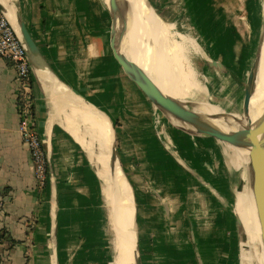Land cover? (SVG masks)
Masks as SVG:
<instances>
[{"label":"crops","instance_id":"obj_1","mask_svg":"<svg viewBox=\"0 0 264 264\" xmlns=\"http://www.w3.org/2000/svg\"><path fill=\"white\" fill-rule=\"evenodd\" d=\"M14 1L57 75L98 109L82 97L58 89H52V99L48 98L30 63L38 129L52 159L46 185L39 188L29 150L18 130L15 68L0 57V234L8 236L10 245L2 264H115V234L100 177L102 164L98 151L94 153V145L87 146L81 141L80 132L75 135L70 130L84 126L78 118L74 119L71 101L80 102L87 110L92 107L114 125L135 217L137 213L142 264H230L227 257L233 241L228 239L227 232L220 233L217 226L223 224V210L228 212L231 202L220 191L225 202H221L224 207L215 219L207 215L206 220L200 221L192 210L196 202L192 198L199 186L218 184L223 176L189 168L166 149L150 114L132 99L131 89L123 83L112 55V17L106 1ZM257 28H252L251 40L259 31ZM204 37L211 52L217 46L211 37ZM129 48L132 59L157 79L172 98L184 102L194 98L182 87L186 83L171 72L168 59L146 48L144 58H140L134 46ZM213 58L229 69L227 73L211 69L215 72L211 79L216 80L218 88L219 81L233 74V65L237 69L240 65L232 58L230 62ZM136 91L148 99L158 93L146 81L137 85ZM181 142L226 162L223 156L227 154L220 149ZM109 147L107 140L110 165ZM223 168L219 171L224 175L229 167L223 164ZM232 171L234 177L228 169L234 193L233 168ZM131 217L132 214L128 244ZM238 249L241 252V241Z\"/></svg>","mask_w":264,"mask_h":264},{"label":"rangeland","instance_id":"obj_2","mask_svg":"<svg viewBox=\"0 0 264 264\" xmlns=\"http://www.w3.org/2000/svg\"><path fill=\"white\" fill-rule=\"evenodd\" d=\"M149 2L156 13L170 25V42L176 53L182 58L184 68L192 71L193 82L186 77H183L182 80L195 90L198 95L196 99H199L203 104L208 101L220 106L225 111L243 115L244 82L247 81L248 73L258 52L261 36L260 39L258 37L263 28L264 20V0H149ZM255 26L258 27L259 31L256 33L259 32V34L255 33L251 40L250 32ZM204 35L211 37V41L217 46L211 51L214 56L210 52L211 49L207 48V40ZM251 45L252 47H250ZM213 57L226 59L229 62L232 58V60H237L238 65H240L239 69H237L238 66L233 65V74L227 76L224 81L218 80L220 82L218 88L214 83L216 80L211 79L215 72L213 73L206 63L208 59ZM167 64H169L171 72L177 75L178 64L172 60H168ZM218 81L217 83H219ZM207 108L218 111L215 107L207 106ZM83 127H86V124ZM158 134L165 148L173 150L172 153L189 168L202 169L205 170V173L215 176L221 173L223 176V180H219L220 183L218 184L210 186L205 183V185L199 186L200 188L192 198L196 201L194 203L195 208L192 210L196 212L200 221L206 220L207 215L208 218L211 217L210 215H213L214 219L217 218L216 214L224 207L221 202H225L219 196L220 191H222L231 203L228 204L230 208L227 209L228 212L223 210L226 213L223 217L225 220L223 219V224L217 226L218 231L223 232L224 235L227 232L228 239L233 241L231 250L228 252V263L242 264L238 245L245 237L233 212L235 197L230 187V174L228 173L229 169L232 177H234L232 166L228 164L231 154L223 156L226 162L220 161L219 156L200 152L185 145L184 142L177 139L169 140L160 133ZM93 147L94 153H96L98 147L96 144ZM95 164L99 169V164L96 162ZM223 164L229 167L226 170V175L219 171V169L225 170ZM215 224V221H212L211 225L215 226ZM247 248L249 251L252 249L249 244Z\"/></svg>","mask_w":264,"mask_h":264},{"label":"bare ground","instance_id":"obj_3","mask_svg":"<svg viewBox=\"0 0 264 264\" xmlns=\"http://www.w3.org/2000/svg\"><path fill=\"white\" fill-rule=\"evenodd\" d=\"M2 1L5 4L7 3L5 0ZM126 1L129 4V30L124 41L125 43L123 42V51L132 59L129 46H134L138 51V56H140V58H144V48H146L147 50L154 52L159 56L165 57L168 60H172L175 64H178L177 76L181 79L186 77L193 82L191 69L187 70L184 68L182 58L176 53L170 42V25L156 13L155 9L151 7L146 0ZM10 18L14 23H16V20L13 17L10 16ZM127 44L129 45L128 47H126ZM135 64L137 65V68L141 72L143 78L146 79V82H148L152 88H155L156 92H158L157 94H154L153 97L157 99L184 102L182 100L172 98L162 89L157 79L153 78L141 65L136 62ZM252 65L255 66V68L249 89L250 118L253 123L259 125L261 116L264 112V20L258 52ZM193 84L196 85L195 83ZM182 87H185L189 90L191 95L194 96V98H186L185 102L198 103L199 110L202 113L220 114L223 112L218 106L213 105L208 101H205L203 104V102L199 101V99H196L198 95L195 90L191 88V86L184 84ZM79 103L76 101L69 102L73 110L72 113L74 119L76 120V118H78L81 123L83 121V123L86 124V127H83L82 131L71 127L70 130L75 135H79L77 132H81V141L86 142L87 146L92 147L95 143L97 144L98 156L102 164L100 177L104 186L103 191L108 208V217L115 234V264H139L137 256V229L135 222V209L133 210V196L130 192V185L126 180L127 178L124 176L119 163L117 161L113 163L111 159L113 139L115 136L112 123L101 116L92 107H89L87 110ZM207 106L211 108L215 107L218 111H213L214 109L211 110L207 108ZM235 116L237 118H241L237 115ZM243 119V123H238L233 120H225L223 118H215L212 122L225 131H231L246 125L247 119ZM85 124L83 125L85 126ZM107 140L110 146V165L107 151ZM249 153L248 149L234 148V157L230 158V165L234 169L235 173V180H233L235 212L242 222L241 231L245 237V239L243 238L244 240L242 243V264H264V249L259 220V196L254 174L250 165ZM237 166H239V168H237ZM114 196L118 205L115 203L116 201ZM131 214L132 229L128 238V244V222ZM123 230H126L125 234L123 233ZM248 244L251 245L252 248L250 251L247 248Z\"/></svg>","mask_w":264,"mask_h":264},{"label":"water","instance_id":"obj_4","mask_svg":"<svg viewBox=\"0 0 264 264\" xmlns=\"http://www.w3.org/2000/svg\"><path fill=\"white\" fill-rule=\"evenodd\" d=\"M105 1L107 9L112 17L110 34L111 51L115 62L119 66L120 74L123 77V83L128 85V88L131 89L130 92L133 95L132 99L135 100L141 108H145L147 110L146 112L150 114L153 125L158 133L169 140L177 139L180 141L189 142L194 146L200 148H217L225 152L226 154H233L234 148L249 150L250 165L254 174L259 196V220L261 226L262 244L264 249V112L261 116L260 124L258 125L256 123H253V121L251 120L249 109V89L252 82L255 66H251L247 81L244 82V95L242 98L243 115L225 111L218 105L216 106H218L223 111L222 113L205 114L199 110V104L196 102H176L166 99H157L155 97H150V99H148L147 97H141L139 96V93H137L136 88L137 85L141 86V83L145 82L146 79L143 78L135 62L123 51L122 47L129 30V4L126 0ZM147 1L150 4L149 0ZM0 9L9 20L10 24L15 30L16 35L25 47L29 57V61L34 69L35 76L46 96L52 99V89H58L61 91L72 93L76 96H80L86 102L93 104L92 102L88 101L83 96L78 94L75 90H73L57 75V73L51 67L44 54L40 50L38 44L36 43L32 33L30 32L25 20L23 19L19 11L16 2L14 0H7V3L5 4L2 0H0ZM10 16L16 20V23L11 20ZM261 32L258 39H260ZM206 63L210 69L219 70L223 73L229 72V69L222 62L214 58L208 59ZM93 105L96 107L95 104ZM235 115L241 118H237ZM215 118L233 120L238 123H243V118H246L247 122L246 125L242 126L239 129L225 131L212 122V120ZM112 126L115 131L113 124ZM168 150L172 153V150ZM49 157L52 167V159L50 153ZM111 159L113 163H115L116 161L119 163L121 170L126 176L119 156L116 132L113 139ZM233 212L236 215L238 224L241 229L242 222L236 214L235 208ZM135 222L137 229V213ZM242 243L243 239L241 241V258L243 247ZM137 256L139 264H142L139 250L138 233Z\"/></svg>","mask_w":264,"mask_h":264},{"label":"built area","instance_id":"obj_5","mask_svg":"<svg viewBox=\"0 0 264 264\" xmlns=\"http://www.w3.org/2000/svg\"><path fill=\"white\" fill-rule=\"evenodd\" d=\"M0 57L7 59L15 68L16 107L19 116L18 130L23 143L27 146L34 166L36 183L44 188L50 172L51 162L45 143L38 129L35 114V96L33 78L27 51L7 17L0 9ZM7 235L0 239V264L7 258L10 245Z\"/></svg>","mask_w":264,"mask_h":264},{"label":"trees","instance_id":"obj_6","mask_svg":"<svg viewBox=\"0 0 264 264\" xmlns=\"http://www.w3.org/2000/svg\"><path fill=\"white\" fill-rule=\"evenodd\" d=\"M2 238V234H0V239Z\"/></svg>","mask_w":264,"mask_h":264}]
</instances>
